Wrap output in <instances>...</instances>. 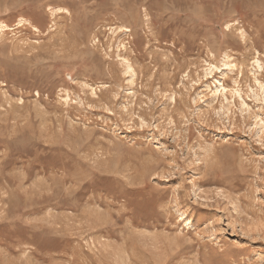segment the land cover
I'll use <instances>...</instances> for the list:
<instances>
[{
  "label": "rangeland",
  "instance_id": "1",
  "mask_svg": "<svg viewBox=\"0 0 264 264\" xmlns=\"http://www.w3.org/2000/svg\"><path fill=\"white\" fill-rule=\"evenodd\" d=\"M0 264H264V0H0Z\"/></svg>",
  "mask_w": 264,
  "mask_h": 264
},
{
  "label": "bare ground",
  "instance_id": "2",
  "mask_svg": "<svg viewBox=\"0 0 264 264\" xmlns=\"http://www.w3.org/2000/svg\"><path fill=\"white\" fill-rule=\"evenodd\" d=\"M228 59H229V58H228ZM257 61H258V60H257ZM220 88H221L222 90L225 89V87H224L223 85H220L219 87L216 88V91H219Z\"/></svg>",
  "mask_w": 264,
  "mask_h": 264
}]
</instances>
